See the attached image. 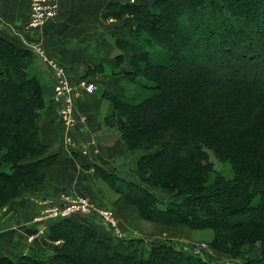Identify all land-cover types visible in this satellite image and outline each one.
I'll use <instances>...</instances> for the list:
<instances>
[{
	"label": "trees",
	"instance_id": "1",
	"mask_svg": "<svg viewBox=\"0 0 264 264\" xmlns=\"http://www.w3.org/2000/svg\"><path fill=\"white\" fill-rule=\"evenodd\" d=\"M237 8L243 17L228 21ZM102 16L117 22L116 53L101 56L98 67L112 78L102 93L107 116L127 151H141L133 161L138 183L125 181L117 191L144 220L218 230L209 245L230 257L260 243V255L245 264H264V0H111ZM37 59L0 36V210L56 175L40 120L49 109L57 116ZM212 67L235 76L216 79ZM123 80L156 93L125 102ZM208 150L230 163L233 178L213 170ZM149 188L171 197L165 209ZM80 221L61 217L48 227L45 240L62 241L49 259L5 255L0 264H215L186 247L159 243L146 252L141 239L117 241Z\"/></svg>",
	"mask_w": 264,
	"mask_h": 264
},
{
	"label": "crops",
	"instance_id": "2",
	"mask_svg": "<svg viewBox=\"0 0 264 264\" xmlns=\"http://www.w3.org/2000/svg\"><path fill=\"white\" fill-rule=\"evenodd\" d=\"M56 1L58 13L53 20L25 31L30 12V0H0V36L19 47H26L33 54L32 45L40 44L48 59L64 67L72 83L78 81L82 72L94 70L96 74L91 75L88 81L95 85L96 90L101 83L109 87L112 81L108 79L107 74L99 73L98 67L101 56H111L115 52L113 45L112 48L104 47L106 38L112 37V32L117 25L115 20H105L102 16L105 6L111 0ZM40 63L44 64L42 60ZM45 75L49 80L46 81L47 85H44L45 92L50 100L53 92L52 80L47 74ZM74 103L75 112L86 115L87 119L85 123H79L71 130V136L80 142L93 139L97 146V154L83 155L78 150L72 151L75 153L69 151L63 144L64 130L59 126L52 109H49L40 120L41 138L49 145L48 155L55 157L56 175L52 181L44 183L35 193L32 192L5 204L0 210V251L3 248L9 251L14 250L19 245H23V250L24 244L30 245L32 237L28 236L37 232L36 230L30 233L33 229H37L35 222L32 221L33 216L39 215V211L53 203V199L63 192L59 190L60 188L55 189V180L60 181L61 186H86L80 183L81 178L75 175L76 171L91 175L93 164L114 165L118 157L127 153L126 146L120 138L106 141L104 113L107 106L101 95L97 96L95 92L89 93L80 87ZM84 164L88 167L83 168ZM71 192L69 193L92 195L89 189L81 187ZM90 199L104 206L107 203L106 200H100L97 196H91ZM31 225L35 227H32L29 232L23 228ZM27 251L31 252L30 249Z\"/></svg>",
	"mask_w": 264,
	"mask_h": 264
},
{
	"label": "rangeland",
	"instance_id": "3",
	"mask_svg": "<svg viewBox=\"0 0 264 264\" xmlns=\"http://www.w3.org/2000/svg\"><path fill=\"white\" fill-rule=\"evenodd\" d=\"M153 0H138L136 3H142V4H148L151 3ZM229 12H232L234 14L227 13L228 21L233 23H238L240 16L243 17V14H239L240 11L237 9H231ZM125 13H123L122 17H125ZM187 18L188 14L185 16ZM235 18V19H234ZM122 19V18H120ZM199 19H201L199 17ZM197 19V20H199ZM205 19V18H203ZM202 19V20H203ZM105 20H111V19H105ZM182 21L185 22V18L182 19ZM202 23V22H201ZM200 23V25H201ZM230 25L226 23L224 27H229ZM113 38L107 37L106 41L104 43L105 48H112L113 45ZM114 47V45H113ZM115 49V47H114ZM193 49V52L197 54L199 50V46H195ZM115 52L111 54V56L115 55ZM219 62V61H218ZM44 65V64H43ZM42 63H40V60L37 59L36 61V67L40 68L43 73L39 72V77L42 79L43 84L47 85L46 81L48 82V77L46 78L45 71L43 69ZM244 65V64H242ZM210 74H214L216 79H227L231 75H234V71H232V74L229 73V70L226 69H215V67L210 68ZM229 74V76H228ZM108 79L112 81V78L110 75H107ZM236 77H239L237 74ZM259 82V81H257ZM261 82V81H260ZM122 85H124L126 93L124 94V101L130 102L133 104L139 103V101H143L144 99L148 98L149 96L156 93V90L152 89L151 87L147 86H141L140 84H133L131 82L122 81ZM111 85L109 87H106L103 83H101L97 90H95V94L97 96H102V93L106 89H110ZM45 98L48 101V94H45ZM103 98V97H102ZM7 100V99H6ZM106 101V110L104 113V126L106 128L105 138L106 141H112L114 139H118L120 137L119 132L117 131V128L113 125L112 121L108 119L109 114V104L108 101ZM52 108L54 109L53 103L50 102ZM107 117V118H106ZM107 119V120H106ZM183 146V144L181 145ZM208 152V158L211 164L213 165V170L215 172H218L222 176H224L227 179L233 178V171L231 168L230 163L228 162H222L218 160L214 154H212V151ZM141 151L136 150L133 152L127 151V153L124 156L118 157L116 161H114V165L111 163L103 166L106 171L105 173H109L111 175H107L102 172L92 170L91 175L89 173L85 174L83 172H77L76 176L80 177L79 180L80 183L86 184V186H61L60 181L55 180V189L60 188L59 190L63 191L53 200L61 199L63 196H70V197H77V196H88L90 199L91 196H97L100 200H106L105 207L110 208L115 214L117 218V225L119 228L118 235L121 236H115L112 234V231L110 230V227H108L106 224H104L100 219L97 217L91 216V215H84V214H75L70 217H75L80 222H85L88 225H91L92 227H95L96 230L100 234H103L105 236H108L114 240H130V239H141L142 240V246H145V251L149 249L151 246H157L160 244H166L171 245L175 249H179L182 247H186L189 250L196 251L197 254L204 260L209 261L211 263H224V264H245V260L249 258H255L260 255V243H255L253 245H248L245 248H243V253L240 254L237 257H230L229 255H225L221 252L215 251L213 248L210 247L209 243L214 239L216 234L219 232L218 230H214L211 228H201L200 229H193L189 228L184 225L180 224H172L167 225L162 221L158 220H144V218L141 217L139 214L137 208L135 205L129 203V201L117 191V188L125 189V181H134L138 183L137 179L135 178L134 174V168H133V161L140 155ZM174 154L176 157L182 156V150L178 149L174 151ZM102 166V165H100ZM88 165L84 164L83 168H87ZM79 168L81 166L79 165ZM100 172V173H99ZM112 176V177H111ZM86 177V178H85ZM114 177H118L124 180H118ZM84 178V179H82ZM110 179V180H109ZM112 179V180H111ZM53 180V179H52ZM51 180V181H52ZM115 180V181H113ZM123 181V182H122ZM47 181L43 182L46 183ZM42 184V185H43ZM40 185V187L42 186ZM39 187V188H40ZM78 187H81L82 189H89L90 195L87 194H71V190L74 191L78 189ZM116 187V188H115ZM150 191L158 198V204L157 207L165 209L167 206V203L169 200H171L168 195L162 193L160 189L157 188H149ZM68 190V191H66ZM92 190L94 192H92ZM71 192V193H69ZM78 192V191H76ZM93 201V200H92ZM52 205V204H49ZM104 206V205H102ZM48 207V206H47ZM47 207L43 208L41 211H39V215L33 216L32 221L35 222V225L37 226V229L31 228L35 227V225L24 226L27 230V232L30 231V233H35L33 235H30L28 237H32V240L29 242L30 245L24 244L16 246L14 250H7L4 249L0 251V256L6 255L10 257L11 259H17L20 256H35L39 258H47L51 256L52 248L55 245L60 244L62 241H46L45 236L48 232V227L55 221L61 218H51L45 215V212H43ZM40 216H42L41 219H38ZM82 222V223H83ZM89 226V227H91ZM45 237V238H44ZM31 239V238H30ZM27 240V238H26ZM30 249L31 252H28L27 250ZM1 250V249H0ZM147 252V251H146Z\"/></svg>",
	"mask_w": 264,
	"mask_h": 264
},
{
	"label": "built area",
	"instance_id": "4",
	"mask_svg": "<svg viewBox=\"0 0 264 264\" xmlns=\"http://www.w3.org/2000/svg\"><path fill=\"white\" fill-rule=\"evenodd\" d=\"M134 4L138 0H124ZM58 13V3L56 0H30V12L28 21L25 24V31L40 27L56 17ZM31 45V44H29ZM34 55L45 64L48 76L52 80V95L50 97L56 112L57 120L64 130L63 144L69 151L78 150L83 155L97 154V146L93 139L76 141L71 136V130L77 125L85 123L87 116L75 112V98L78 95V88L93 93L95 85L86 78H80L76 83H72L66 74L63 66L52 59H48L44 49L40 44L32 45ZM43 212L51 218H67L75 214L91 215L100 219L110 227L112 234L118 235L119 228L117 218L110 208L95 203L86 196H63L61 199L53 200ZM40 216L38 219H41Z\"/></svg>",
	"mask_w": 264,
	"mask_h": 264
}]
</instances>
